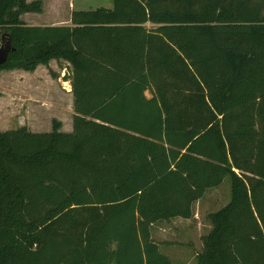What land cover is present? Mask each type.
<instances>
[{
	"label": "trees",
	"instance_id": "obj_1",
	"mask_svg": "<svg viewBox=\"0 0 264 264\" xmlns=\"http://www.w3.org/2000/svg\"><path fill=\"white\" fill-rule=\"evenodd\" d=\"M0 0L2 71L63 60L72 130L0 132V264H173L151 238L226 177L197 264H264V0H113L69 26ZM149 94V97L146 95Z\"/></svg>",
	"mask_w": 264,
	"mask_h": 264
},
{
	"label": "crops",
	"instance_id": "obj_2",
	"mask_svg": "<svg viewBox=\"0 0 264 264\" xmlns=\"http://www.w3.org/2000/svg\"><path fill=\"white\" fill-rule=\"evenodd\" d=\"M27 2L41 1L42 12L41 13H26L21 16V20L28 26L37 27H57V26H69L70 16L73 11H76L71 5V0H26ZM43 15L45 19L38 20L37 17ZM67 67L71 65L63 60H51L48 65H38L33 72H26L23 70H10L0 73V104L10 103V105H4L0 107V111L5 117L21 116L28 119V128L31 132L41 133L42 128H45V124L42 122L35 123L34 118L38 117H53L58 123L61 124L60 131H64L69 128L67 132L72 130V118L74 116L73 111V96L71 90V83L68 78L65 79L68 83L59 82L56 83L52 80L48 73H51L57 78L58 72L60 76H69V72L64 76L63 70L67 71ZM5 75L10 78L9 81L2 79L1 75ZM56 80V79H55ZM65 84V86H63ZM60 86V89H59ZM31 87V88H29ZM33 87V88H32ZM65 87V88H63ZM34 99V100H33ZM67 105V109L62 107ZM9 107V108H8ZM71 115V121L68 124H64L61 120L62 114ZM2 116V115H1ZM30 120V121H29ZM50 125V124H49ZM17 129V128H16ZM11 130V129H8ZM5 130V131H8ZM14 130V129H12ZM52 128L50 127V132ZM3 132V131H0ZM217 189V188H215ZM214 190V189H211ZM208 190L206 194L211 191ZM202 200V199H201ZM199 200L198 202H200ZM193 219L175 218L169 221H160L154 224L151 228V238L154 242L158 243L160 250L164 248V255L169 257L172 262L176 257H185L184 264H191L196 255L202 249V237L205 236L211 229L208 227L206 234L201 233V230L196 226ZM158 231V237L155 238L154 234ZM192 233L195 238H190ZM171 240H170V239ZM164 242H186L185 246H169ZM190 242H200L199 248L188 255V250H191ZM180 248V249H178ZM163 252V251H162ZM186 256H189L186 258Z\"/></svg>",
	"mask_w": 264,
	"mask_h": 264
},
{
	"label": "rangeland",
	"instance_id": "obj_3",
	"mask_svg": "<svg viewBox=\"0 0 264 264\" xmlns=\"http://www.w3.org/2000/svg\"><path fill=\"white\" fill-rule=\"evenodd\" d=\"M71 5L74 7L76 11L94 10L100 7L111 9L113 7V0H71ZM37 19L40 21L42 19H45V17H43V15H39ZM69 71H70V67H67L66 72L65 70H63L64 76L67 75V72ZM51 72L52 71H50L48 75L56 83H58V81L64 82L65 79L67 78V76L62 78L60 76V72L56 73L58 75L56 78L55 76H53ZM1 77L5 81L10 80V78H8V76L5 75V73H3ZM65 83H68V82L65 81ZM63 86H65V84H63ZM59 89H60V86H59ZM146 95L149 97L148 93H146ZM4 105H10V103H1L0 107ZM62 109L66 110L67 105H64ZM33 120H35V123L42 122L46 125L45 128H42L41 130H39L42 132L49 131L50 127L52 128L53 121H56L53 117L50 118L48 116L38 117L37 119L34 118ZM61 120L64 122V124H68L71 121V115L69 113L66 114L65 112H63ZM27 124H28L27 118L21 117L19 115L13 116V117H5V113L3 114L0 111V131H5L8 129L12 130V129L20 128V127H26L27 129H29ZM68 129L69 128H66L64 131L67 132ZM230 186H231L230 179L226 177L223 183L217 189L209 191L206 194V196L202 198L200 202L197 201L195 203L193 207V216L191 218L193 219L194 223L197 224L196 226H198V228L201 230V233L206 234L208 232V227L210 226L208 215L212 212L218 211L220 208L224 207L230 202V197H231V189H230L231 187ZM157 233L158 231L154 234L155 238L158 237ZM189 235H190V238L194 240L195 236L192 233H190ZM164 243H166L169 246H174V245L179 246V243L181 242H164ZM185 243L186 242H182L180 245L185 246ZM190 243H191L190 245L191 250H188L189 252L188 255L193 253V251L197 250V248H199V245H200V242H190ZM161 252L164 253V248L161 250ZM187 257L189 256H186V258ZM184 263H185V257L183 258L176 257L175 261H173V264H184ZM191 264H197V260L194 258Z\"/></svg>",
	"mask_w": 264,
	"mask_h": 264
},
{
	"label": "water",
	"instance_id": "obj_4",
	"mask_svg": "<svg viewBox=\"0 0 264 264\" xmlns=\"http://www.w3.org/2000/svg\"><path fill=\"white\" fill-rule=\"evenodd\" d=\"M11 38L7 33L1 35V44H0V66L5 64L8 59V55L12 52Z\"/></svg>",
	"mask_w": 264,
	"mask_h": 264
},
{
	"label": "built area",
	"instance_id": "obj_5",
	"mask_svg": "<svg viewBox=\"0 0 264 264\" xmlns=\"http://www.w3.org/2000/svg\"><path fill=\"white\" fill-rule=\"evenodd\" d=\"M0 44H1V40H0Z\"/></svg>",
	"mask_w": 264,
	"mask_h": 264
}]
</instances>
